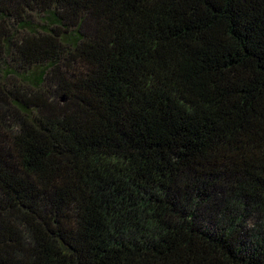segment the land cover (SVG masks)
Masks as SVG:
<instances>
[{"label": "trees", "instance_id": "16d2710c", "mask_svg": "<svg viewBox=\"0 0 264 264\" xmlns=\"http://www.w3.org/2000/svg\"><path fill=\"white\" fill-rule=\"evenodd\" d=\"M0 264H264V0H0Z\"/></svg>", "mask_w": 264, "mask_h": 264}]
</instances>
